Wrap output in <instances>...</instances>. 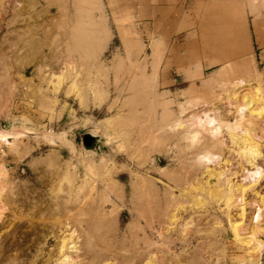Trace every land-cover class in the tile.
Returning <instances> with one entry per match:
<instances>
[{
	"label": "rangeland",
	"instance_id": "rangeland-1",
	"mask_svg": "<svg viewBox=\"0 0 264 264\" xmlns=\"http://www.w3.org/2000/svg\"><path fill=\"white\" fill-rule=\"evenodd\" d=\"M82 1L0 0V130L24 134V146L0 150L8 173L0 183V264H243L259 228L238 235L244 218L232 198L241 194L240 162L264 169V118L252 117L250 104L245 127L251 118L257 125L239 131L233 103L253 98L260 80L264 88V0L195 4L173 37L151 24V0ZM30 34L41 53L34 57L23 54ZM238 77L245 83L235 85ZM193 87L190 112L220 113L221 149L167 127ZM45 132L56 134L55 144ZM87 133L101 138L97 155L84 148ZM25 147L30 153L20 155ZM240 150L259 155L241 160ZM205 151L220 157L196 163ZM246 195L249 213L264 199V176ZM258 259L264 264V251Z\"/></svg>",
	"mask_w": 264,
	"mask_h": 264
},
{
	"label": "bare ground",
	"instance_id": "bare-ground-1",
	"mask_svg": "<svg viewBox=\"0 0 264 264\" xmlns=\"http://www.w3.org/2000/svg\"><path fill=\"white\" fill-rule=\"evenodd\" d=\"M49 3L53 4V2H56V0H47ZM254 1V0H253ZM257 2V1H256ZM82 4L84 6V0L82 1ZM33 6V5H32ZM258 9V7H257ZM61 11V9H60ZM63 14V13H62ZM93 24V22H92ZM93 26L95 27V29L98 28V24L95 23L94 21V24ZM30 37H31V42L29 43L28 42V51L27 48L25 49L24 53L27 52V54L25 56H36L37 54L40 55L41 53L38 52L39 49L37 48L39 42L38 41H35L34 37L30 34ZM21 41L27 37L23 36V38L21 37H18ZM27 45V44H26ZM41 50V48H40ZM57 51V50H56ZM27 57V58H28ZM56 60L58 59V57L56 56L55 57ZM226 58V57H225ZM230 61L227 60V61H224V64H228ZM246 73V72H245ZM63 74L61 73V75H58L56 78H55V92H59V90L61 89V86H62V83H63ZM63 78V79H62ZM236 79V78H235ZM29 81V90H28V93H34V89L36 88L37 85H35L33 83V80L32 79H27ZM236 80H239L238 82L235 83V85H239V84H243L245 83V80L242 79V78H237ZM146 81L144 80V84H145V87L147 88L148 86L146 85L145 83ZM76 85V84H75ZM73 86V85H72ZM205 86H206V83H205ZM71 88V87H70ZM75 88V87H74ZM78 88V87H77ZM145 89V88H143ZM69 90V89H68ZM71 90V89H70ZM70 90L68 91L70 94L72 92H70ZM74 90V89H72ZM76 91V89H75ZM145 91V90H144ZM67 92V93H68ZM253 92V91H252ZM255 92V91H254ZM194 87L187 91H185V94H187L189 97H192L188 102H187V105L185 103L184 104H180L179 105V115L177 118L175 119H172L170 120L168 123H167V127L168 129H170L173 133H175V135H180L181 139H188V140H191V141H194V142H197L199 143L201 141V138L199 137L200 135H203L204 137H206V142L209 143L211 145H215L214 147L215 148H218V149H221L222 146H224V142L223 140L220 138V135H221V132L219 130V128L215 127L216 126V123H219L218 121L220 120V113L216 110V108L212 107L211 109H205L202 113L198 114L197 112H190L189 109L192 108L196 103H197V98H194ZM70 94H68L70 96ZM148 94V93H147ZM252 94V93H251ZM230 95V94H229ZM79 96V95H78ZM96 98L99 99V101H101L100 99V95H95ZM196 96V95H195ZM198 97V96H197ZM231 98H228L230 101H229V105L232 104L233 102L231 101L234 97L233 96V93L232 95L230 96ZM86 98V97H85ZM96 98L95 101H96ZM84 99V98H83ZM88 99V98H87ZM200 99V98H199ZM81 100V99H80ZM85 100V99H84ZM152 100V98H151ZM237 102L236 103H233V105H235V109H236V124H235V128H239V131H244L245 133H250L254 130V127L257 125L254 126V122H252V118L251 120L249 121L248 126L245 127V124H246V119H245V114H246V110L249 108L250 104L252 103H255L257 104L256 108H257V112L252 116V117H257V119L259 120H263L264 118V88H263V85H262V80H260V83L258 84L257 86V89H256V95L253 96V98H251L250 96V99H245V98H236ZM86 101V100H85ZM103 101V99H102ZM88 101H86L87 103ZM81 103V101H80ZM101 103V102H100ZM82 105H84V103H81ZM87 107V106H86ZM150 107V105H149ZM151 108V107H150ZM150 110V109H149ZM148 111V110H147ZM151 112V111H150ZM155 112V111H153ZM157 112V111H156ZM157 118V117H156ZM164 118V117H163ZM256 119V118H255ZM254 120V119H253ZM257 122V121H256ZM257 128V127H256ZM260 129V127H259ZM261 130V129H260ZM243 132V133H244ZM45 133H46V137H45ZM44 135H43V138L45 137L46 138V141H48V143L50 144H55L56 143V134L54 133H48V132H45ZM254 134V133H253ZM23 135L21 132H19L17 130V127H11V128H8V129H2L0 130V150H2L3 146H14L16 145L17 143H19L21 146H24L23 145ZM255 135V134H254ZM262 135V134H261ZM264 135V134H263ZM262 135V136H263ZM250 136V135H249ZM253 136V135H251ZM222 137V136H221ZM255 137V136H254ZM253 138V137H252ZM263 138V137H262ZM261 138V139H262ZM258 139V137H257ZM256 141H259L257 140ZM260 139V138H259ZM38 143H41V140L37 139ZM60 142H61V139H60ZM37 143V144H38ZM145 143V142H144ZM226 144V143H225ZM39 145V144H38ZM34 148V147H33ZM31 147L30 148H26L23 150H21L20 152V155H27V153H30ZM34 150V149H33ZM32 150V151H33ZM245 150H240L238 151V155L240 156L241 160H243L244 158V155L246 153H249L252 157H256L258 156V151L256 150H248V151H245ZM236 152V151H234ZM51 155V154H50ZM47 156V159L45 158L46 160V163L43 159V162L48 165V167L52 166L55 162V158L56 156L54 154H52V156ZM23 157V156H22ZM220 157L219 153L217 152H211V151H205V152H202V153H198L196 155V163L198 164H208V163H212L215 159H218ZM232 158V157H231ZM230 158V159H231ZM237 158V157H236ZM239 158V157H238ZM258 160V159H257ZM256 160V161H257ZM42 162V163H43ZM215 162V161H214ZM258 162V161H257ZM238 163V162H236ZM34 164V163H32ZM44 164V165H45ZM108 162L104 159L103 161H101V168L105 171L106 170V166H107ZM36 164H34L35 166ZM38 165V164H37ZM93 167H96L97 166V162L92 160L91 159V164ZM228 165V164H227ZM236 165V164H235ZM231 166V165H229ZM228 167V166H227ZM236 167V166H234ZM240 167L243 171V176H244V179L243 181L241 182V184L239 185V188H240V192L241 194L238 196V197H233V202L236 203L237 206H239L241 209H242V212H243V218H244V222L241 223L239 225V228H238V232H240L238 235L241 237L244 233H246L247 231L249 230H252L253 228H259L256 233L254 232L253 235H251L253 241H251L252 243L249 244V246H247L248 248V253L247 255H243V258H245V262H242L243 264H252L253 260L255 258L258 257L259 253L263 252L264 251V241L260 239V235H264V228H261L260 225L261 223L263 222V212H264V199H262L261 202H259L258 204H254V209L252 212H249L247 213L246 209L249 205H247L246 201H245V198H246V194L247 192L250 190V189H253L256 184L262 179V177L264 176V169L261 168V166H255L254 168H251V169H246L242 163L240 162ZM250 168V167H249ZM88 169V168H87ZM229 169V168H228ZM94 170V169H93ZM161 170V169H160ZM223 170V169H222ZM94 171H99V168L94 170ZM104 171V172H105ZM162 171H166L165 168H162ZM224 171V170H223ZM229 171V170H228ZM232 171V170H231ZM230 172V171H229ZM235 172V171H234ZM98 173V172H97ZM116 173V172H115ZM226 173V172H225ZM7 167L4 165L3 162L0 163V183L3 182V179L5 177V175H7ZM96 174V173H95ZM105 174V173H104ZM169 174V173H168ZM171 174V173H170ZM169 174V175H170ZM231 174V173H230ZM234 173H232L233 175ZM165 175V174H164ZM163 175V176H164ZM167 175V176H169ZM225 175V174H224ZM70 176L69 173L65 174V179H68ZM229 176V175H228ZM165 177V176H164ZM169 177H172V176H169ZM229 178V177H228ZM108 179V178H107ZM110 179V178H109ZM172 179V178H171ZM227 180V179H226ZM2 181V182H1ZM112 182V180H110ZM115 182V181H113ZM137 182V181H136ZM140 182V181H139ZM247 182V183H246ZM3 184V183H2ZM1 184V185H2ZM248 184V185H246ZM110 185V184H109ZM113 185V183H112ZM109 186V188L107 189L109 193H118L116 191V189L118 188L117 186H119L120 188L123 189V183H121L120 181H116V184L117 186L113 187V186ZM139 186V185H138ZM1 187V186H0ZM117 187V188H116ZM134 187H137L136 185ZM4 188V187H3ZM2 189V188H0ZM120 190V191H122ZM1 191V190H0ZM4 191V189H3ZM119 191V192H120ZM253 193V192H252ZM1 192H0V196H1ZM105 194V193H104ZM122 192H120V195L122 197ZM113 195V194H112ZM111 196V195H110ZM118 197V196H116ZM231 199V198H230ZM231 199V200H232ZM247 199V198H246ZM60 206V205H59ZM252 206V205H251ZM63 209V208H62ZM63 211V210H62ZM247 214L248 217H247ZM249 220V224H246L245 221H248ZM238 226V225H236ZM237 229V228H236ZM237 231V230H236ZM238 236V238H239ZM240 240V238H239ZM246 244V242H245ZM64 246V244H63ZM65 261V260H64Z\"/></svg>",
	"mask_w": 264,
	"mask_h": 264
},
{
	"label": "crops",
	"instance_id": "crops-1",
	"mask_svg": "<svg viewBox=\"0 0 264 264\" xmlns=\"http://www.w3.org/2000/svg\"><path fill=\"white\" fill-rule=\"evenodd\" d=\"M203 2H206V0H151L150 2L148 1L147 5L150 3L149 12L151 13V24H153L154 21H157L159 22V27L165 28L166 26V28H168V36L173 37L178 34V31H176L175 29H178L180 26V23L182 21V13L187 11L191 12L192 7L195 6V4H202ZM148 7L149 5L147 6V8ZM57 134H60L65 140L64 132ZM50 156H52V153ZM255 260L256 264H262L261 260L259 261L258 257L255 258Z\"/></svg>",
	"mask_w": 264,
	"mask_h": 264
},
{
	"label": "water",
	"instance_id": "water-1",
	"mask_svg": "<svg viewBox=\"0 0 264 264\" xmlns=\"http://www.w3.org/2000/svg\"><path fill=\"white\" fill-rule=\"evenodd\" d=\"M100 136L92 134V133H87L84 136L83 139V144H84V148L88 153H91L93 155H97L98 154V150H97V145L100 142Z\"/></svg>",
	"mask_w": 264,
	"mask_h": 264
}]
</instances>
